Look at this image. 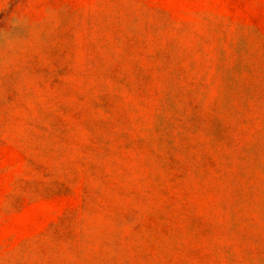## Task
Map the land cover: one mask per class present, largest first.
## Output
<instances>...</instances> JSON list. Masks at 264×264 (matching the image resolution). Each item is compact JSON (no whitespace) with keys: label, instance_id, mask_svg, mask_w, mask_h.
Returning a JSON list of instances; mask_svg holds the SVG:
<instances>
[{"label":"rangeland","instance_id":"1","mask_svg":"<svg viewBox=\"0 0 264 264\" xmlns=\"http://www.w3.org/2000/svg\"><path fill=\"white\" fill-rule=\"evenodd\" d=\"M0 264H264V0H0Z\"/></svg>","mask_w":264,"mask_h":264}]
</instances>
